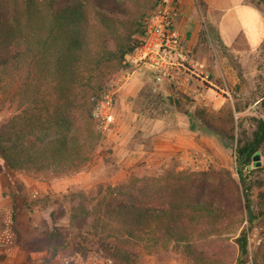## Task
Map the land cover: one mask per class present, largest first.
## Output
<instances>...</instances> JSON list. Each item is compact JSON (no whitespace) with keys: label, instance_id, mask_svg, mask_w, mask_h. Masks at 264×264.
Listing matches in <instances>:
<instances>
[{"label":"trees","instance_id":"1","mask_svg":"<svg viewBox=\"0 0 264 264\" xmlns=\"http://www.w3.org/2000/svg\"><path fill=\"white\" fill-rule=\"evenodd\" d=\"M88 1L95 21L82 0H0V98L7 94L14 104L24 91L28 94L37 63L54 58L60 76L55 90L39 87L23 109L0 122V158L8 169L49 178L78 171L92 159L101 135L93 118L97 96L126 66V54L140 45L145 18L159 0L149 7L140 0ZM206 26L199 43L207 41ZM263 149L264 118H259L252 137L236 150L244 194L239 208L247 210L251 222L264 217V189L256 201L253 197L255 156ZM65 196L71 204L69 231L52 229L28 243L47 252L49 264L61 254L87 257L94 251L113 264H144L150 254L163 260L162 250L180 249L189 264H247L250 259L247 228L231 241L225 223L234 218L212 203L126 183H101Z\"/></svg>","mask_w":264,"mask_h":264},{"label":"rangeland","instance_id":"2","mask_svg":"<svg viewBox=\"0 0 264 264\" xmlns=\"http://www.w3.org/2000/svg\"><path fill=\"white\" fill-rule=\"evenodd\" d=\"M82 1L88 17L95 21L91 3ZM140 1L149 7L156 0ZM252 2L264 11V0ZM206 27L207 41L187 48L208 75L191 91L166 83L155 90L150 73L139 72L127 79L126 66L115 72L97 96L117 89L113 119L103 130L93 117L101 135L91 150V161L80 170H63L48 178L8 169L0 158V264H49L47 252L35 251L28 243L52 229L69 231L71 204L65 195L75 189H96L101 183L144 185L151 192L165 188L182 200L212 203L234 218L233 223L232 219L225 223L231 241L247 228V264H264V217L251 222L247 210L239 208L244 194L236 161L240 141L251 138L257 120L264 118V45L251 54L236 55L219 42L213 25ZM45 64L34 66L28 94L24 91L14 104L2 94L0 122L23 109L39 87L42 92L51 86L55 90L60 76L54 58ZM23 79L24 74L16 81ZM41 103L36 101L37 106ZM254 169L256 201L264 189L259 186L264 182V149L255 156ZM163 252V260L150 254L144 264H189L181 249ZM89 263L113 261L102 251H94L87 257L61 254L52 262Z\"/></svg>","mask_w":264,"mask_h":264},{"label":"built area","instance_id":"3","mask_svg":"<svg viewBox=\"0 0 264 264\" xmlns=\"http://www.w3.org/2000/svg\"><path fill=\"white\" fill-rule=\"evenodd\" d=\"M180 13L181 0H159L146 17V30L140 45L126 54L124 77L130 79L136 73L148 72L154 77L155 90L164 83L183 91L192 89L198 71L183 38L175 29ZM116 93L117 89L109 88L96 99L93 116L103 130L108 129L113 119Z\"/></svg>","mask_w":264,"mask_h":264},{"label":"crops","instance_id":"4","mask_svg":"<svg viewBox=\"0 0 264 264\" xmlns=\"http://www.w3.org/2000/svg\"><path fill=\"white\" fill-rule=\"evenodd\" d=\"M206 23L216 28L219 42L230 53L251 54L264 45V11L252 0H181V13L175 21V29L187 48L199 42ZM194 61L199 74L193 78L192 89L188 91L208 78L199 67L202 64Z\"/></svg>","mask_w":264,"mask_h":264}]
</instances>
